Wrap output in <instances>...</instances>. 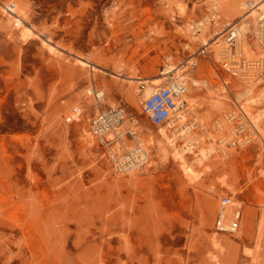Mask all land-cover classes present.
I'll list each match as a JSON object with an SVG mask.
<instances>
[{
	"label": "rangeland",
	"instance_id": "obj_1",
	"mask_svg": "<svg viewBox=\"0 0 264 264\" xmlns=\"http://www.w3.org/2000/svg\"><path fill=\"white\" fill-rule=\"evenodd\" d=\"M12 2L32 31L10 16ZM224 4L0 0V264H264V119L257 126L243 111L249 74L252 97L264 90V58L216 59L226 25L243 21ZM206 17L208 33L199 25ZM248 44L264 49L258 23ZM169 64L201 82L187 124L204 143L187 168L160 141L169 125H153L143 110L144 82L168 77ZM254 105V116L264 112V100ZM110 109L124 121L102 141L92 120ZM224 196L242 202L243 219L254 211L250 237L238 233L243 221L236 234L216 232Z\"/></svg>",
	"mask_w": 264,
	"mask_h": 264
},
{
	"label": "bare ground",
	"instance_id": "obj_2",
	"mask_svg": "<svg viewBox=\"0 0 264 264\" xmlns=\"http://www.w3.org/2000/svg\"><path fill=\"white\" fill-rule=\"evenodd\" d=\"M224 1H225L224 8H226V14L230 18H231V16L235 15L236 19H243V21H242V23L237 24V25H233L230 23L226 25V27L230 28V31H229L230 34H233L237 38V47L235 48L234 47L235 45H231V44L228 45V43H227L228 40H227V42L220 43L218 45L216 43L215 47L213 48V53L215 54L216 59H223L224 55H227L225 58L229 59L233 56V55H230V53L234 54L236 52L239 53V55L240 54L245 55L246 58H250V59L251 58H260V57L264 58V49L262 47H260V45L257 44V52L259 53L258 54L257 52H253L252 48H250V45L248 44V35L251 34L254 31V29H256V24L258 23L260 18H262L264 15V0H234L233 2H230L231 0L230 1L224 0ZM11 6H13V7L11 8ZM4 7L7 10H10V8H11V12H13L12 13L13 15L10 13L11 14L10 16L13 19H15V23L18 26L22 25L23 32L32 31L29 27H27L25 25L24 10L18 2H12V4L5 5ZM15 7H16V10L14 9ZM213 7L217 8L216 5H213ZM246 11L248 12V17H245L246 13H247ZM210 20H211L210 17H206L204 22H201L199 24V25H203V30L205 33L210 32V29L212 27ZM8 21H6V22H8ZM215 22H217V21H215ZM220 34H222V32H218L216 35H220ZM203 41L205 42V46H207L209 44L207 38L204 39ZM45 44L48 46L49 50L52 53L59 54L58 49L51 44V41H49V43L45 42ZM263 61H264V59H263ZM79 62L84 66L89 65L88 62H85L83 60H79ZM158 62H159V60H158ZM166 70H167L166 73L163 75L168 76V77H164L163 79H154L153 81L147 80L144 82V89H145V91H143L144 97L147 98L150 96V94L153 90H156L159 87L166 86L170 82V80H174V81H178V82H185L187 84L188 92L182 97L178 111L172 117L175 120L172 119L170 122L167 123V125H169L168 129H171V130H168L167 127H166V129L161 128L160 129L161 133L159 134V137L161 138L160 141L161 140L166 141L167 145L173 149V152H174L173 157H175V159L180 163V165L182 167L184 166V168L185 167L187 168V166L191 163L188 160V157H187L188 154H195L196 152H195L194 148L200 147L204 143L203 141H197L198 139H196L192 135L191 130H190L191 128H189L188 124H187L188 120H189L187 112L190 111L195 106L196 96L201 91V82L192 78L191 76H186L184 74V72H181L178 69V67H176L174 64H169L168 68ZM254 78H256V75H254V74H249V76H247L246 82L249 84V86L247 87L246 94H247L248 99H247V103L243 106V111H244V114L247 115L248 119L251 121L252 124L259 126V123L262 122L264 119V112H260V113H258L257 116H254L253 110H254V106H255L254 103L259 104L262 102V100H264V90L262 91L261 95H259L258 99L255 100L254 97H252V94L254 93L253 90L257 85V80L255 81ZM140 82H141V80H140ZM145 84H147L149 86L147 87V86H145ZM91 93H92V90H88V94H91ZM101 95H102V92H99V96H101ZM103 102L105 103V99ZM101 106L102 105L100 102H89L85 105V108H90V109L94 108L95 112H98L100 110ZM83 108H84V106H83ZM216 108L218 110H223L222 104L218 105ZM223 112H224V110H223ZM249 115L252 116V119L249 117ZM230 127H231V125L228 122H226L225 120H223L222 128H226L230 132L231 131ZM262 137L264 138V134L262 135ZM228 138H231V137H228ZM180 140H183V142H186V145L183 148L178 149L177 145H178V142ZM192 141H195L196 143L194 142L195 144L194 143L192 144ZM226 144H228V143L226 142ZM139 145L141 146L140 143H139ZM152 145H153V139H151L150 142L148 143V146H152ZM144 149L146 150V155L144 156L143 159H144V161H147L149 159L150 153L147 150V148H144ZM208 154H209L208 152L201 151V153H200V155L202 156L201 160H203V159L206 160L208 158ZM120 158L123 159L122 157H120ZM223 161H224V159H223ZM187 176H189V175L187 174ZM188 178H190V177H188ZM212 204H213V201L210 200L208 205L210 207H212ZM231 209H232V206L229 207V210H231ZM253 222H254V211L248 209V210H246V214H245V217L243 219L242 230H244V231L241 230L240 232H238L241 234L240 236L245 235L247 237H250L252 235ZM214 238H216V237H214ZM225 242L227 243L229 241L226 240ZM213 244L215 246H219V245H222V242L220 240L216 239V240H213ZM257 264H258V261H257Z\"/></svg>",
	"mask_w": 264,
	"mask_h": 264
},
{
	"label": "built area",
	"instance_id": "obj_3",
	"mask_svg": "<svg viewBox=\"0 0 264 264\" xmlns=\"http://www.w3.org/2000/svg\"><path fill=\"white\" fill-rule=\"evenodd\" d=\"M258 36L264 47V15L258 21ZM227 40L231 45L237 42V38L230 32ZM262 63L264 64V61ZM187 92L188 86L185 82L173 81L164 87H159L153 90L145 100L143 104L144 113L149 117L153 125H165L173 119L172 117L177 113L182 97ZM94 96L97 100L102 98V95L99 96V92L95 93ZM123 121V111L110 109L101 112L92 120V129L103 141L109 133L117 131ZM137 152L142 156L141 162L144 161L145 151L137 149ZM230 206H232L231 210H229ZM243 216L242 202L233 200L228 196L222 197L215 218L214 227L216 232L220 234H236L241 227Z\"/></svg>",
	"mask_w": 264,
	"mask_h": 264
}]
</instances>
